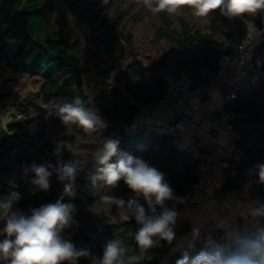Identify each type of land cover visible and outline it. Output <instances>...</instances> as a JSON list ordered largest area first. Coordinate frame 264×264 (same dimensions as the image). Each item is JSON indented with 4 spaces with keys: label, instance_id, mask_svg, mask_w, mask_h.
I'll return each instance as SVG.
<instances>
[{
    "label": "trees",
    "instance_id": "obj_1",
    "mask_svg": "<svg viewBox=\"0 0 264 264\" xmlns=\"http://www.w3.org/2000/svg\"><path fill=\"white\" fill-rule=\"evenodd\" d=\"M105 1L111 3L100 17L97 9ZM76 2L81 8L74 6ZM138 4L147 7L144 0ZM138 9L126 5L125 0H0V67L40 78L38 97L45 105L71 103L79 96L85 108L107 123L106 128L85 131L78 123L64 124L57 110L51 109L41 118L10 124L7 133H0V193L20 192L19 206L24 212L55 203L63 195V182L53 174L48 191H34L30 184L34 174L24 169L33 163L74 162L78 167L75 195H63L62 200L74 206V222L63 230V238L96 257L102 255L108 241L119 240L126 249L125 264H159L176 233L171 244L157 238L156 246L147 250L144 259L130 261L129 257L140 255L134 239L139 225L134 217L122 218V209L101 197L127 201L134 193L123 179L114 187L103 181L93 182L100 167L94 157L104 139H118L122 151L162 172L174 196L182 199L199 179L198 161L184 162L181 142L173 134L148 126L136 130L127 127L149 103L162 100L170 90L172 82L167 73L173 68L171 54L177 56L175 65L180 64L197 86L208 85L216 76L221 56L235 52L246 41L252 28L261 24L262 14L258 11L255 15L228 17L217 9L207 16L208 24L200 27L194 9L184 5L174 14L154 13L155 22L147 30ZM127 48L133 52L132 65L114 73L117 59L125 56ZM177 72L180 77L181 72ZM91 73L96 75L93 92H89L85 80ZM226 108L233 115L235 142L242 151L240 161L231 160L228 172L235 170L237 174L228 178L226 187L234 189L240 179L255 178L256 192L261 196L259 206L264 209V182L257 168L264 164V78L258 87L239 92ZM59 142L63 148L57 155ZM139 203L148 209L142 198ZM177 204L181 203L171 200L166 206ZM160 211L157 207V214ZM180 232H187L185 224ZM2 238H7L6 234ZM219 248L231 251L228 239ZM198 252L180 246L166 264H176L185 254L191 259ZM77 264H91V257H81Z\"/></svg>",
    "mask_w": 264,
    "mask_h": 264
},
{
    "label": "clouds",
    "instance_id": "obj_2",
    "mask_svg": "<svg viewBox=\"0 0 264 264\" xmlns=\"http://www.w3.org/2000/svg\"><path fill=\"white\" fill-rule=\"evenodd\" d=\"M144 3L153 13L167 11L170 14L187 5L194 9L193 15L197 17H207L217 9L228 17H240L246 13L255 15L264 10V0H144ZM57 113L64 124L78 123L85 131L107 127L100 116L84 107L79 96L71 103L58 105ZM119 145L118 139H104L94 157L100 167L92 180L114 187L123 179L134 193L127 201L111 196L101 199L115 204L126 215L134 217L139 225L134 239L140 248V255L129 257L130 261H139L144 259L148 249L156 246L157 238L172 243L175 238L173 226L179 213L175 207L169 208L166 204L171 200L183 203V199L174 196L162 172L143 159L122 151ZM62 148V142H59L55 150L57 155ZM113 157L115 162H111ZM257 168L259 179L264 182V164L257 165ZM24 171L34 174L30 180L34 191H48L51 177L55 174L58 181L63 182V195H75L74 181L78 167L74 162H58L56 165L33 163ZM12 187L16 185L12 184ZM63 195L55 203L30 208L28 212L14 208L22 198L18 191H11L0 199V221H5L2 231L7 237L0 242V260L7 264H63L65 261L77 264L79 258L91 257V264H125L123 257L126 249L119 240L108 241L102 255L96 257L87 249H76L72 242L63 238V230L74 222V206L63 203ZM141 198L146 202L147 210L139 203ZM157 207L161 209L159 214ZM176 264H264V234L257 238L239 239L235 249L229 252L213 247L201 250L191 259L185 254Z\"/></svg>",
    "mask_w": 264,
    "mask_h": 264
},
{
    "label": "built area",
    "instance_id": "obj_3",
    "mask_svg": "<svg viewBox=\"0 0 264 264\" xmlns=\"http://www.w3.org/2000/svg\"><path fill=\"white\" fill-rule=\"evenodd\" d=\"M261 44H264V12L262 13L261 24L252 28L246 41L241 44L235 52L224 53L221 56L214 81H211L208 85L197 87L181 81L172 84L170 90L162 100L149 103L144 109L145 112H142L136 117L132 124L127 127L128 130H136L148 126L160 132L173 134L176 136L177 142H181L186 137V134L189 133L191 124H193L192 115L188 111L181 110L178 118L162 124L149 123L146 118L152 116L147 112L152 110L154 113H157L159 111L177 108L181 104L186 106L189 105L197 110L201 106L198 102L193 100L194 95L207 91L218 82L228 83L230 79L234 81L229 91L223 96L222 104L215 110H206L208 120L217 123L210 129V137L204 138L198 132H193L191 134L195 160L199 163V179L193 187L182 196L183 203L174 206L176 211H185L193 207L196 195L202 190L208 175L212 171V163L215 156L225 152L219 142L222 125L236 132L235 126L231 121L233 115L227 110L226 105L234 102L239 92L243 90L250 91L258 87L262 82L264 78V52L259 49ZM232 147L233 150L227 151L226 153L230 158L240 161L241 149L239 145L234 142ZM255 182V178L249 180L248 186L253 193V199L257 202V213L264 217V209L259 206L261 196L256 192ZM208 186L210 190L216 191V184L214 182L210 183ZM224 223L225 219L201 236L196 237L193 241L196 244L187 248L200 251L204 250L206 246L219 248L221 243L227 239V232L223 227ZM249 225V220L238 217L231 222L230 228L233 230H241L247 228ZM179 247L175 239L170 249L163 254L159 264H166L171 254Z\"/></svg>",
    "mask_w": 264,
    "mask_h": 264
},
{
    "label": "crops",
    "instance_id": "obj_4",
    "mask_svg": "<svg viewBox=\"0 0 264 264\" xmlns=\"http://www.w3.org/2000/svg\"><path fill=\"white\" fill-rule=\"evenodd\" d=\"M261 14L264 10L259 11ZM233 80L230 79L228 83L218 82L212 88L208 89L209 98L202 101L201 94L194 95L193 100L200 104L199 109H194L189 105L181 104L177 108L160 111L155 116L150 118L149 123L162 124L167 121H172L179 117L182 110L188 111L193 118V124L189 129V133L181 141L180 154L184 162L193 159L184 158L185 152L193 148V140L191 134L198 132L202 137H210V129L217 123L211 122L207 118V111L217 109L223 101V96L229 91ZM207 110V111H206ZM156 116H159L156 118ZM220 145L225 151L222 154L216 155L212 163V171L207 177L206 183L202 190L196 195L193 207L185 211H177L176 223L173 230L176 233V242L179 246L189 247L196 243L193 241L196 237L201 236L212 227L217 226L219 222L225 219L223 225L227 232V239L231 245V250L235 249L236 242L242 238H257L264 234V217L260 216L257 211V202L253 199V193L248 186L247 180L240 179L235 184L234 189L227 188L228 178L233 179L237 174L235 170L229 173L231 167V160L226 153L232 151L233 143L237 138V133L229 130L225 125L221 127ZM193 150V149H192ZM214 182L216 184V191L210 190L209 184ZM237 184H240L237 187ZM243 217L249 220L250 225L241 230H233L230 228L231 222ZM185 224L187 232H180V228ZM206 248H213L206 246ZM204 249V250H205ZM220 249V248H219Z\"/></svg>",
    "mask_w": 264,
    "mask_h": 264
},
{
    "label": "rangeland",
    "instance_id": "obj_5",
    "mask_svg": "<svg viewBox=\"0 0 264 264\" xmlns=\"http://www.w3.org/2000/svg\"><path fill=\"white\" fill-rule=\"evenodd\" d=\"M142 0H125V4L130 6H136L138 9V12L141 13V17H143L142 25L144 29H150L152 21L155 22L154 13L147 7L143 8L141 7L138 2ZM110 1L103 2L98 7V13L99 16H103L106 14V11L108 10L110 6ZM75 7H79V3H75ZM81 8V7H79ZM138 13V14H139ZM198 25L200 27H205L209 22V17H198ZM131 25H133L131 23ZM141 29V28H140ZM140 29H136L137 33L140 35L141 32H143ZM149 32H146V34ZM142 34V33H141ZM145 34V32H144ZM151 34V32L149 33ZM209 36H213L212 33L209 31L207 32ZM259 49L264 52V44H261L259 46ZM171 63H172V70L167 73V77L172 82V84L178 83V82H184L191 84L192 86L197 85L189 79L186 74L181 69V65H175V59H177L176 55L171 54ZM133 63V52L131 49L127 48L126 54L123 57H119L116 61V68L114 70V73H117L120 70H125L129 66H131ZM181 72V76L177 77L175 74L176 72ZM178 74V72H177ZM95 73H91L87 75L86 77V84L88 86L89 92H93L94 86H95ZM215 78V77H214ZM214 78L212 81H214ZM111 86H115L113 82L109 83ZM41 85V79L40 78H33L29 77L17 72L12 71L10 68L6 66L0 67V117L2 120V125L0 127V133H7L8 127L12 123H19L23 122L26 119L31 118H41L45 116L48 112V110L56 109L58 105H62L61 102H59L56 105H45L42 103V101L38 97L39 88ZM209 98V93L207 91H204L201 93V99L202 101H206ZM145 110L143 109V113ZM160 112V111H159ZM157 112V113H159ZM150 116H155L154 111L150 110L149 112ZM159 116H156V118ZM151 118V117H150ZM150 118H146V120H150ZM182 155V154H180ZM195 156L194 150L191 149L187 150L184 154V158H190L193 159ZM240 156L242 158V151L240 153ZM7 195L0 193V199L5 197ZM14 208H19V201L14 206ZM21 210V209H20ZM121 216L124 219H128L129 216L124 213V211H121ZM5 225V221H0V242H2V234H3V227ZM175 230V229H174ZM2 264H7V262L2 260Z\"/></svg>",
    "mask_w": 264,
    "mask_h": 264
},
{
    "label": "water",
    "instance_id": "obj_6",
    "mask_svg": "<svg viewBox=\"0 0 264 264\" xmlns=\"http://www.w3.org/2000/svg\"><path fill=\"white\" fill-rule=\"evenodd\" d=\"M95 58L98 59V55L95 54Z\"/></svg>",
    "mask_w": 264,
    "mask_h": 264
}]
</instances>
